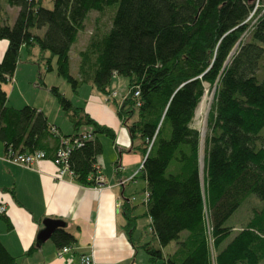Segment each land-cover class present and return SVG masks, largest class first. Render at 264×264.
<instances>
[{"label":"trees","instance_id":"16d2710c","mask_svg":"<svg viewBox=\"0 0 264 264\" xmlns=\"http://www.w3.org/2000/svg\"><path fill=\"white\" fill-rule=\"evenodd\" d=\"M49 2L46 7L44 0H4L17 8V15L11 25L0 15V40L6 41L0 59L3 155L40 149L50 159L63 139L77 140L78 145L68 148V168L77 183L95 185L88 177L103 151L99 136L114 141L115 132L75 106L59 86L46 85L44 73L54 70L74 93L87 84L107 96L113 76H124L125 97L112 105L130 137L129 150L143 158L140 177L146 183L145 212L155 243L140 247L149 264L263 261L264 207L227 243L233 229L225 225L248 195L264 202V76L259 74L264 65L263 8L250 21L254 0ZM108 7L114 10L109 29L88 37L77 53L76 75H71L69 52L88 13ZM35 47L37 57L26 61L37 67V83L56 99L71 122V133L59 132L43 111L29 104L8 105L3 86L12 80L21 48L31 55ZM206 88L213 95L201 168V134L191 122ZM82 133L87 137L81 139ZM123 202V230L135 246L136 206L125 196ZM0 213L11 230V220ZM50 241L61 248L76 238L64 228L56 229ZM172 241L177 248L163 254ZM37 248L34 243L23 256ZM17 258L0 240V264H17Z\"/></svg>","mask_w":264,"mask_h":264},{"label":"crops","instance_id":"0c3cea01","mask_svg":"<svg viewBox=\"0 0 264 264\" xmlns=\"http://www.w3.org/2000/svg\"><path fill=\"white\" fill-rule=\"evenodd\" d=\"M5 46L6 41H2L0 59ZM89 96L88 100L80 104L85 113L98 124L115 132L114 141L108 138L109 151L102 145L103 151L97 157L103 177L101 184L82 185L69 175L58 180L57 167L48 157L29 168L0 161V205L5 207L4 214L12 223L11 230H8L0 218L3 226V229L0 227V240L11 255L20 257V264H81L80 255L87 253L93 257L95 264H149L148 255L140 247L141 243L146 242L141 233L146 225L140 223V220H146L148 227L150 224L145 212L146 206L141 204L145 203L143 198L146 185L140 177L143 158L137 150H129L130 137L112 105L115 96L106 95V98H102L92 91ZM27 104L26 101L24 105ZM29 105L43 111L48 122L55 124L59 132L63 133L64 130L57 125H61L62 121L58 118L60 115L65 119L67 117L58 104L54 117H50L43 102H32ZM139 183L138 191L136 187ZM123 196L136 206L132 214L138 216L136 228L132 232L135 246L123 230ZM47 217L65 221L66 229L75 236L76 242L61 257L57 256L59 248L50 239L38 246L31 255L23 256L36 242L35 237L43 228L42 221ZM164 248L166 252L162 251L163 254L173 253L177 246L172 241Z\"/></svg>","mask_w":264,"mask_h":264},{"label":"rangeland","instance_id":"374dc122","mask_svg":"<svg viewBox=\"0 0 264 264\" xmlns=\"http://www.w3.org/2000/svg\"><path fill=\"white\" fill-rule=\"evenodd\" d=\"M254 8L250 12L249 18L250 21H254L256 18V15L258 14L259 11L258 8L261 7L263 10L260 12L264 11V0H254ZM0 15L4 18H7V23L9 25L12 24L16 17V11L17 8L15 6H9L4 3V0H0ZM44 5L46 7L51 6V2L49 0H44ZM113 8L108 7L104 9L103 12H96V11H90L85 19V23L83 28L78 32L77 40L74 43L72 49H71V55H70V65H71V70L70 73L71 75H76V64L78 61V51L82 49L88 40V37L91 36L93 33H105L110 25H111V17L113 15ZM5 40H0V43ZM38 55L37 54V48L32 50L31 55L27 54V51L25 48H21L19 52V57L20 60L16 65V70L14 71V75L11 78V81H8L6 84H4L3 89L7 91V100H8V105L13 106V107H22L24 106L25 102L27 101L29 104L32 102H39V103H44V106L49 110V115L50 117H54L56 115V109L55 107L57 106V101L55 98H53L50 93L47 91L45 92V88L40 86L37 83V77L35 76L37 67L32 64L29 61H26L27 58H31V60H34ZM54 64L55 61H52ZM260 76H264V65L262 66L261 70L259 71ZM44 82L47 85H56L60 87V90L64 93L66 98H70L72 100V103L75 106H80L82 104L83 100H88L89 99V92L92 91L98 96H102V98H106V95L103 94L102 92L100 93L95 87L84 84L82 87L79 89L78 93H74L71 89V87L67 84V82L63 79V77L56 75V72L54 70L52 71H46L44 73ZM127 78L124 76H114L111 79V82L108 84V90H109V95L108 96H115L113 99V102H121L123 98L125 97V94L127 92ZM207 87V85H206ZM113 91V92H112ZM206 92L202 96L201 100L205 98V102H207V105L205 107L204 112H201L200 114L196 115L194 114V117L192 119L191 125L195 129L199 131L201 134L202 138V130H204V134L206 133L207 130V123H206V117L208 114L209 107L211 105V92L208 91V88L205 90ZM112 93V94H111ZM53 100V101H51ZM53 107H52V104ZM54 102V103H53ZM61 121V125L57 124L62 128L63 133H71L73 131L71 122L68 119L63 118L61 115L59 118ZM261 134L264 135V127L261 130ZM206 135V134H205ZM200 138V141H201ZM99 139L101 140V143L105 149L108 148L109 146V139L106 138L105 136L101 137L99 136ZM205 140V137H204ZM201 148V145H200ZM107 152L109 151L108 149L106 150ZM3 156V145L0 143V157ZM1 161V160H0ZM139 178V177H137ZM137 180V179H136ZM140 183L137 184V190H140ZM144 198L143 201L145 203V206H147V201H146V191L144 190ZM264 202L260 200L257 196H254L252 194L248 195V197L245 198V200L237 207L235 212L228 218V220L225 222L226 226H229L233 229V232L230 237L226 239V243L231 239L237 231H239L242 227H245L246 224L253 219L254 216H256L259 212L260 209H262L264 206ZM142 211V209L140 210ZM140 223L146 225L144 229H142L141 233L144 234V239L146 241H149L152 243H155V240L152 236V233L150 231V228L147 226L146 220L141 219ZM1 229H3L2 224H0ZM184 236V235H183ZM183 238V237H182ZM173 243L177 246L176 241H173ZM225 243V244H226ZM162 251L165 253L166 248L162 249ZM18 257V256H17ZM18 264H20V257L17 258ZM32 261V260H31ZM36 263V262H35ZM259 264H264V259L261 261Z\"/></svg>","mask_w":264,"mask_h":264},{"label":"built area","instance_id":"2783aa9c","mask_svg":"<svg viewBox=\"0 0 264 264\" xmlns=\"http://www.w3.org/2000/svg\"><path fill=\"white\" fill-rule=\"evenodd\" d=\"M80 136L81 139L87 137V135L83 133ZM74 143L78 145L77 140ZM74 143H71L70 141L63 139L60 146L55 150L54 157L51 158L52 162H54V164L57 167L56 177L58 180H61V178L64 175H69L71 178H73V173L68 168L67 156L70 153L68 149L69 146H71ZM46 158H47L46 153L39 149L31 152H21L16 154L9 153L7 155L1 156L0 160L5 163L14 164L17 166L21 165L23 167L29 168L32 165L39 162L41 159H46ZM88 179L92 180L95 183V185H99L102 183L103 177L101 172L99 171V164L96 165L95 167L94 175L93 176L89 175ZM146 198H147V193H146ZM0 212L2 213L5 212V207L3 205H0ZM70 249L71 247L69 246L59 248L57 251V256L61 257L63 254H65V252H68ZM79 258L81 264H95L93 257H91V255L88 253L80 255Z\"/></svg>","mask_w":264,"mask_h":264},{"label":"water","instance_id":"95a60500","mask_svg":"<svg viewBox=\"0 0 264 264\" xmlns=\"http://www.w3.org/2000/svg\"><path fill=\"white\" fill-rule=\"evenodd\" d=\"M237 45V44H236ZM236 45L228 54L230 56L233 51L236 49ZM213 95V91L211 92V96ZM200 156V151H199ZM200 166H202L201 156H200ZM42 229L36 235V242L35 245L38 247L42 245L46 240L50 239V236L54 233L56 229H64L66 228V222L59 219V218H44L42 221Z\"/></svg>","mask_w":264,"mask_h":264},{"label":"bare ground","instance_id":"6f19581e","mask_svg":"<svg viewBox=\"0 0 264 264\" xmlns=\"http://www.w3.org/2000/svg\"><path fill=\"white\" fill-rule=\"evenodd\" d=\"M206 105H207V102H205V98L200 100L199 104H198V106H197V108L195 110L196 115L200 114L201 112H204ZM204 130H205V128H203V130H202V134L203 135H202V138H201V141H200V145H201V148H200L201 161L203 159V151H204V137H205Z\"/></svg>","mask_w":264,"mask_h":264}]
</instances>
